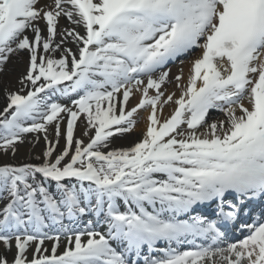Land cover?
<instances>
[{
    "label": "snow or ice",
    "instance_id": "obj_1",
    "mask_svg": "<svg viewBox=\"0 0 264 264\" xmlns=\"http://www.w3.org/2000/svg\"><path fill=\"white\" fill-rule=\"evenodd\" d=\"M23 53L0 152L46 148L0 164V264H264V0H0Z\"/></svg>",
    "mask_w": 264,
    "mask_h": 264
},
{
    "label": "bare ground",
    "instance_id": "obj_2",
    "mask_svg": "<svg viewBox=\"0 0 264 264\" xmlns=\"http://www.w3.org/2000/svg\"><path fill=\"white\" fill-rule=\"evenodd\" d=\"M43 2H48V0H43ZM43 26V24H42ZM61 26L62 27H69L68 21L66 19L61 20ZM78 31L83 32L82 28H78ZM70 47L75 50V45H69ZM195 55H199V52H196ZM195 57H192L190 59H193ZM27 63V53H23L22 56L19 59L13 60L11 64H9V70L6 74L0 76V110H2L6 105H5V89L7 88L8 90H17L19 88V85L17 84V79L18 77L22 74V72L25 70ZM184 69V74L185 78H187L188 73H189V67L190 64L187 62L181 65L177 64L171 69V75L174 76L177 74L178 70L180 68ZM169 91H176L175 86H169L168 88ZM177 95H179V91H177ZM138 98H133L130 101L129 107L134 105L137 102ZM175 105H170L166 106L164 108V115L168 116L172 110L174 109ZM141 115H145V113H141ZM221 118L217 117L216 119ZM63 127V126H62ZM145 128V122L143 120L140 121L136 131L132 134H129L124 137H114L112 139V144L111 147L113 148H120V147H127L130 144H132L134 141H138L141 136V132ZM33 135L34 134H29L27 137V141L24 144H21L18 146V151L15 156L11 155V153L4 154L3 152H0V164L3 163H27V162H33V163H38L39 161L36 159V157H42V153L45 151V143L43 140V136L41 135V138L39 140V143H30L29 141H33ZM75 135L77 137H80L82 139H85L87 142V137L83 136V125L78 121L77 122V129ZM51 138V137H50ZM64 146V140L61 138L60 144L57 147V151H61ZM15 251V250H14Z\"/></svg>",
    "mask_w": 264,
    "mask_h": 264
},
{
    "label": "rangeland",
    "instance_id": "obj_3",
    "mask_svg": "<svg viewBox=\"0 0 264 264\" xmlns=\"http://www.w3.org/2000/svg\"><path fill=\"white\" fill-rule=\"evenodd\" d=\"M45 246L46 247H48L49 249L51 248V246H52V242H48V241H46L45 242ZM33 247H34V245H33ZM14 248H13V251L12 252H9L8 253V258L11 260V258H12V255L14 254ZM0 251H3V245L2 244H0ZM29 255H31V250H30V252H29Z\"/></svg>",
    "mask_w": 264,
    "mask_h": 264
}]
</instances>
